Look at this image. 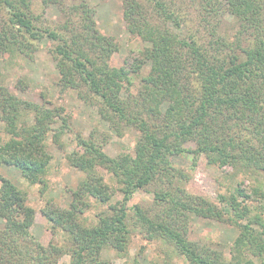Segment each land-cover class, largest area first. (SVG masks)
Returning <instances> with one entry per match:
<instances>
[{
    "label": "trees",
    "instance_id": "trees-1",
    "mask_svg": "<svg viewBox=\"0 0 264 264\" xmlns=\"http://www.w3.org/2000/svg\"><path fill=\"white\" fill-rule=\"evenodd\" d=\"M181 1L194 8L206 33L188 28L176 0H122L127 32L147 46L131 65L116 67L110 58L119 47L99 32L85 0L69 12L60 0H43L44 7L58 5L65 14L54 27L33 13L32 0H0L5 14L0 59L7 57L17 66L18 59L31 60L47 40L58 72L53 89L76 91L97 107L117 136L124 128L138 133L133 151L114 157L94 136H74L75 150L65 158L83 178L70 190L68 207L49 199L40 210L54 235L61 231L66 236L64 245L52 240L44 245L30 233L35 211L25 192L0 174V264H60L64 256L67 264H110L101 257L103 251L127 259L133 234L160 241L187 264H264L261 186L247 191L238 183L218 197V206L191 175L202 168L230 167L264 178V0ZM227 15L230 30L221 25ZM135 78L139 87L133 93ZM26 87L17 80L16 90ZM44 96L42 103L33 102L0 84V166L42 186L40 193L52 165L46 142L64 151L61 138L70 130L64 109ZM188 143L194 147L187 148ZM182 156L189 158L188 171L173 163ZM139 190L153 194L152 205H134L129 211L127 202ZM116 193L121 200L109 204ZM91 201L109 207L87 227L80 218ZM194 217L236 229L228 257L211 243L189 239ZM142 255L143 248L125 264H142Z\"/></svg>",
    "mask_w": 264,
    "mask_h": 264
},
{
    "label": "rangeland",
    "instance_id": "rangeland-1",
    "mask_svg": "<svg viewBox=\"0 0 264 264\" xmlns=\"http://www.w3.org/2000/svg\"><path fill=\"white\" fill-rule=\"evenodd\" d=\"M43 0H32L31 8L34 14L40 16L43 25L54 27L65 20V14L57 5L42 4ZM82 0H60L61 7L66 12L70 6H73ZM94 10V21L99 32L105 36L114 39L119 49L110 58V65L120 67L123 65H131L137 58L138 52L143 50L147 45L138 37L130 35L126 30L123 18L122 0H85ZM178 6L182 7V13L186 18L188 28L192 31H198V35L206 33L207 26L200 25L199 18L194 8L176 0ZM5 18L4 12L0 13V24ZM73 21L77 20L72 18ZM223 29L230 30L233 28L232 18L227 15L226 20L221 23ZM51 43L44 40L34 53L31 60L18 59V65L9 64L5 59H0V84L6 86L8 90L22 99L42 103L41 94H45V100L54 105H59L64 109V114L68 117L70 130L65 133L61 140L65 145V150H59L56 145L47 140V151L51 155V169L46 177L47 188L44 193H40L42 186L30 185L20 175V172L14 168L0 166V174L12 182L19 190L24 191L27 196V205L35 211L34 222L30 228V233L38 239L42 244L47 245L49 240L58 245L66 243V236L61 232L51 230L50 224L41 215L40 210L44 207L47 200H52L56 206L68 207L71 197L70 190L74 189L79 181L83 178V174L78 170L70 167L65 155L71 154L75 149L74 136L80 133L87 138L90 135L97 139V142L103 145L104 152L111 156H117L121 153L133 151L138 133L132 128H124L122 135L117 136L110 131L97 114V107L89 103L88 100L79 98L76 91L67 90L60 93L53 89V85L58 80V72L55 62L49 53ZM148 67L141 71V76L145 75ZM23 81L27 87L25 91L16 90L15 84L17 80ZM139 87V80L134 79L133 93H136ZM53 89V90H52ZM104 138H106L104 143ZM187 148H193L192 143L186 144ZM173 163L176 166L188 171L190 164L188 156L174 157ZM192 172L194 182L211 201L218 204L220 195H228L232 192V188L238 183L245 190H251L256 186H261L264 192V178L261 176H246L242 173L233 171L230 167L202 168L196 174ZM105 175L108 184L115 185L109 180V175ZM230 191V192H229ZM43 194V195H42ZM120 193H116L109 204H114L121 200ZM153 194L139 190L127 202V208L131 211L134 205L149 207L152 205ZM91 207L81 216V225L90 227L97 222V215L106 213L109 204L99 205L94 201L90 202ZM1 222V221H0ZM1 225V224H0ZM237 231L234 227L218 223L214 220L194 217L189 225L188 237L191 241L201 243H211L222 250L228 257V248L236 237ZM143 248V255L139 257L142 264H187L182 258H178L170 247L160 241H147L139 234H133L129 246V257L118 258L112 250L103 251L101 257L110 262V264H125L130 258L134 257ZM68 256H64L60 260V264L68 263Z\"/></svg>",
    "mask_w": 264,
    "mask_h": 264
}]
</instances>
